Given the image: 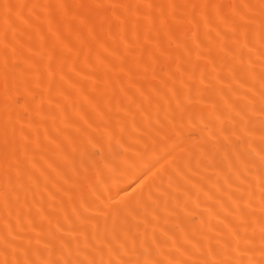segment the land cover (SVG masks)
I'll list each match as a JSON object with an SVG mask.
<instances>
[{
	"label": "bare ground",
	"instance_id": "1",
	"mask_svg": "<svg viewBox=\"0 0 264 264\" xmlns=\"http://www.w3.org/2000/svg\"><path fill=\"white\" fill-rule=\"evenodd\" d=\"M0 264H264V0H0Z\"/></svg>",
	"mask_w": 264,
	"mask_h": 264
}]
</instances>
